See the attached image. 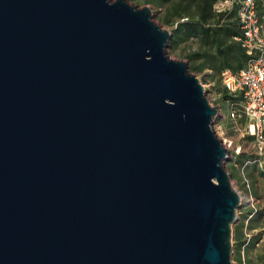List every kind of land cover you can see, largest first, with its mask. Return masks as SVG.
<instances>
[{"label": "water", "instance_id": "95a60500", "mask_svg": "<svg viewBox=\"0 0 264 264\" xmlns=\"http://www.w3.org/2000/svg\"><path fill=\"white\" fill-rule=\"evenodd\" d=\"M128 0H0V264H234L218 109Z\"/></svg>", "mask_w": 264, "mask_h": 264}, {"label": "rangeland", "instance_id": "374dc122", "mask_svg": "<svg viewBox=\"0 0 264 264\" xmlns=\"http://www.w3.org/2000/svg\"><path fill=\"white\" fill-rule=\"evenodd\" d=\"M128 1L140 8L150 6L153 19L163 28L174 32L177 23L167 22L169 16L164 6L146 0ZM256 1L264 26V0ZM218 3L215 5L217 11L228 9L231 10L232 18L235 17L237 4L223 7ZM166 52L169 57L188 63L189 70L201 83L208 85L207 96L218 109L214 129L228 149L226 168L242 198L237 210L238 218L232 226V260L234 264H264V147L261 150L255 138L247 133L248 121L242 115L239 98L229 93L223 85L219 59L214 55V48H209L198 36L192 34L182 37L176 43L170 40ZM197 53L199 57L191 56ZM205 53L206 56L203 55ZM234 103L241 114L237 121L230 116Z\"/></svg>", "mask_w": 264, "mask_h": 264}, {"label": "built area", "instance_id": "2783aa9c", "mask_svg": "<svg viewBox=\"0 0 264 264\" xmlns=\"http://www.w3.org/2000/svg\"><path fill=\"white\" fill-rule=\"evenodd\" d=\"M237 4V18L242 30L241 40L247 60L239 71L224 69L221 73L225 89L239 98L242 115L247 119L246 131L264 147V26L256 0H223V7ZM225 9V8H224ZM223 8L219 11L224 10ZM205 88L207 84H203ZM232 104L230 116L237 121L241 114Z\"/></svg>", "mask_w": 264, "mask_h": 264}, {"label": "trees", "instance_id": "16d2710c", "mask_svg": "<svg viewBox=\"0 0 264 264\" xmlns=\"http://www.w3.org/2000/svg\"><path fill=\"white\" fill-rule=\"evenodd\" d=\"M158 2L167 9V22L175 21L177 27L171 43H176L184 36H198L206 46L214 48V55L219 59L221 73L224 69L234 72L244 67L247 53L242 45V30L237 18H232L231 10L217 11L216 3L223 0H146ZM199 57V54L191 56ZM203 55H207L206 53ZM233 175V174H232Z\"/></svg>", "mask_w": 264, "mask_h": 264}]
</instances>
